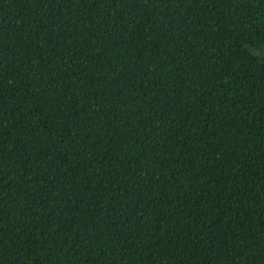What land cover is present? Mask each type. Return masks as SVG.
Returning a JSON list of instances; mask_svg holds the SVG:
<instances>
[{"label":"trees","instance_id":"obj_1","mask_svg":"<svg viewBox=\"0 0 264 264\" xmlns=\"http://www.w3.org/2000/svg\"><path fill=\"white\" fill-rule=\"evenodd\" d=\"M0 264H264V0H0Z\"/></svg>","mask_w":264,"mask_h":264}]
</instances>
